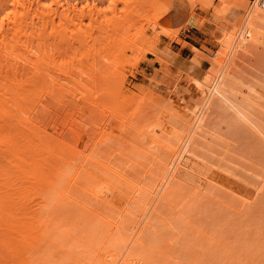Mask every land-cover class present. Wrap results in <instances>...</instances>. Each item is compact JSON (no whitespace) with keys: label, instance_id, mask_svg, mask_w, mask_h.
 <instances>
[{"label":"rangeland","instance_id":"1","mask_svg":"<svg viewBox=\"0 0 264 264\" xmlns=\"http://www.w3.org/2000/svg\"><path fill=\"white\" fill-rule=\"evenodd\" d=\"M242 1L248 6L253 0H183L173 29L168 32H163L161 23L156 20V0L141 2L131 11L130 0H100L97 8L101 10L99 20L103 21L98 29H94L96 24L87 13L86 18L77 19L81 22L76 20L78 23L74 24L73 20L69 27L68 55L71 58L74 51L95 43L101 48L98 56L90 55L91 63L95 62L96 66H90L89 73L98 87L104 89L102 100L108 112L95 109L88 99L87 105L90 110L94 108V112L89 109L87 112L86 104L87 108L82 105L83 110L79 112L78 103L81 106V100L86 98L71 90L65 95L70 102L65 101L64 107L61 105L62 112L56 109L59 105L51 106V118L55 121L48 118L50 121H45L44 126L49 130L54 126V134L62 127L57 135L68 126L78 128L73 121L75 113L69 110L74 112L77 107L75 111L84 118V113H88L84 120L78 114L74 117L76 123L78 119L82 124L87 120L89 125L79 123L82 126L80 147H85L71 170L75 171L88 158V172L80 175L82 186L72 188L71 196L78 202L66 198L56 208L55 221L60 230L53 228L51 235L64 250L51 247L33 264H103L99 252L108 253L107 259L112 254L115 259L118 253L127 252L129 248L143 256L145 264H264V11L257 15L256 25L247 30L249 34L240 51L243 59H238L236 66L227 63L233 68L224 85L229 100L213 97L201 128L192 130L185 166L177 170L167 195L156 197L147 215L140 244L134 245L133 240L124 248L134 222L151 199L150 193L173 160L167 147H152L150 138L156 133L172 147L177 145L183 132L190 130L187 121L202 96L189 78L196 76L202 80L219 70L221 64L217 60L223 54L224 48L220 49V45L224 38L232 34L239 37L243 9L237 5ZM60 2L70 7L74 3L80 8L86 5L85 0ZM80 27L87 32L79 35ZM154 38L158 43L153 50L162 59L147 53ZM163 59H169L168 63ZM188 69L192 75L186 72ZM173 86L177 87L174 91L170 89ZM75 94L77 99L72 97ZM51 101L50 104L56 103ZM72 102H76L73 107ZM89 115H96L97 120ZM128 121L142 128L153 122L161 129L150 132L147 137L150 141L142 140L126 127L132 124ZM90 123L94 124L92 128ZM85 125L91 130L84 129ZM68 133L75 134L73 128ZM101 133L107 138L98 146L96 137ZM123 133L134 144L119 140L118 135ZM71 136L74 140L75 135ZM85 136L93 138L83 140ZM93 147H96V159L116 151L110 155L111 166L123 170L129 181L102 167L92 156H86ZM71 176L65 179L66 184ZM102 181L111 187L107 203L93 196ZM133 182L140 184L138 190ZM110 221L117 226L113 227ZM107 261L109 263L105 264L111 263L110 259Z\"/></svg>","mask_w":264,"mask_h":264},{"label":"bare ground","instance_id":"2","mask_svg":"<svg viewBox=\"0 0 264 264\" xmlns=\"http://www.w3.org/2000/svg\"><path fill=\"white\" fill-rule=\"evenodd\" d=\"M86 1L87 0H85V3ZM182 1L183 0H156L154 6L156 10V20L161 23L163 32H168L173 29L172 26L178 17L177 12ZM66 2L63 4L60 0H0V264H33L36 258H42L44 252L51 247L64 250V247L59 246L51 235L53 228L59 229V224L55 221L57 213L56 208L62 203L61 201L66 198H69L72 202H78L71 196L72 188H74L73 186L75 185H77V187L82 186L79 178L82 173L88 172L86 165L87 161H89L88 158H85L79 164L78 168L71 172L74 163L78 159V154L84 151L82 148L85 146L80 147L79 140L82 138L81 127L87 124V120L82 124V120L80 121L78 118L80 122L77 120V124L76 118L74 119V117H76V114H82L79 113L83 108L82 105L85 106L86 104L88 107L85 106L87 112L90 110L87 105V101L89 100L93 103L95 109L98 108L100 111L108 112L107 106L103 102L104 89L98 87V83L91 79L89 73L90 66H96L95 62L91 63L90 55L93 54L98 56L102 52L101 48L95 43L92 46H85L79 52L74 51V55L71 58L68 55L70 51L69 27L72 25L71 23L73 20L75 22L87 13L90 21L96 24L94 29H98L99 25L102 24L103 19L102 21L99 20L101 17V10L99 9L100 7L97 8V3L100 2V0H98V2L92 0L91 2L93 3L88 0L86 5L82 4L81 8L77 7L78 5H75V3L70 7V4H65ZM113 2H111V6ZM130 2L133 5L129 9L131 11L136 8V6H139L141 2H146V0H130ZM246 5L243 1L237 5L244 10H242V18L240 16L241 19H239L241 21L238 34L239 37H234L233 34V36H227V34H229L227 33V38L224 36L225 38L222 42V46L220 45V49H224L221 50L223 51V54H221L222 56L217 60L221 64L219 70L209 75L207 74L201 80V78L196 79V76L191 78L190 75L192 74L189 73V69H192V66H187L189 69L186 72L190 74L188 75L190 77L189 81L194 83L195 90L201 94L202 100L198 103L194 113L189 116L190 119L187 123L190 130L182 133V137L177 145L172 147L167 146L163 142L161 136H157L156 133L153 134L161 129V126L157 123L151 122L152 124L149 123L144 128L138 127L136 124L129 121L128 122L132 124L126 125V127L129 126L127 128H129L130 131L137 133L142 140L149 137L150 132H153L152 134L154 136L150 138L153 144L152 147L156 145L167 147L173 156V160L168 166L165 175L160 178L156 189L154 188L150 193L151 199L147 204H144L140 217L134 222L133 229L125 240V249L128 248L133 240L134 245H138L137 243H139L140 239L142 240L145 230L144 223L153 207L156 197L160 195L161 198H164V196L167 195L169 183L174 178L177 170L185 166L193 136L192 130L194 128L197 130L201 128L203 121L208 115L207 108L212 103L213 97H218L226 101L229 100L224 85L229 76L228 74H230V70H233V68L227 63L230 64L231 62L236 66V64H238V59H243L240 55V51L244 47L245 36L247 37L249 34L247 30L251 25H256V21L258 20L257 15H261V12L264 11V0H253L250 5ZM150 15L153 16L152 14ZM80 20L77 21L79 22ZM77 21L74 24L78 23ZM104 21H106V19ZM154 22L151 24L153 25ZM225 23L227 22L225 21ZM79 26L81 25L79 24ZM225 27L224 29H226ZM234 30L236 36V29L234 28ZM77 32L79 35H82L85 34L87 30H83L80 27ZM157 43L158 41L155 39V41L150 44L151 47L147 53H151L162 59L160 55L153 50ZM193 48H195V46H193ZM163 55L164 54H162V56ZM165 57L163 58L165 59ZM168 60L169 59L166 61L164 60L166 64ZM166 64L165 67H169ZM162 67H164V65ZM179 75L178 77L180 79ZM176 88L177 87L174 86L173 88L170 87V89H173L172 91L176 90ZM69 90L79 94L80 96H78L82 99L86 98L81 100V106H79L78 103L77 107L80 108L77 110L79 112L75 111L77 107L74 112L69 110L70 113H75L73 121L76 123H74L75 126L78 125V128L66 126L69 129L73 128L75 134H71L73 136L75 135L73 137L74 140L71 138L70 132L68 133L69 129L67 131V128H65L66 130L63 129L67 132L63 131L61 134L57 135L61 132L60 130L62 127L59 128L57 134H54V126L52 130L44 126L45 121L48 122L51 119L53 123L55 121H53L54 118H51V106L56 108L57 104L59 106H57L56 109H60L61 111V107L63 105L65 106V103H67L65 101L70 100L69 97L65 96ZM72 97H76V94ZM75 99H77V97ZM51 100L56 101V103H53L55 106L49 103L52 102ZM72 103L74 105L71 106H75L76 102ZM66 108H69V106ZM93 109L90 111L92 112ZM65 110L63 111L65 112ZM87 114L88 113H84L85 118L82 115L83 120L87 118ZM82 116L80 115L78 117L82 119ZM90 117H92V115ZM95 117L97 116L95 115L92 118L96 119ZM101 117L103 116H100L102 120ZM48 118L51 119L49 120ZM92 118H90V120ZM101 120L100 122L102 123ZM60 123H62V121ZM79 123L82 124V126H79ZM92 123H90L92 125H90L91 128L95 124ZM63 124L65 123L63 122ZM103 124L105 123L103 122ZM87 125H89V122ZM56 126L57 125H55V128ZM86 127L85 125L84 129L88 128ZM103 127L104 126H102V128ZM84 131L85 130H83V132ZM88 135H90V133ZM103 135L104 134L101 133L99 137L97 136L98 139L96 137L95 143L97 145H103L105 138H107V136L104 137ZM119 135L118 139L123 141L124 144H134L131 138L130 140L127 135L126 137L124 136V133L121 136ZM68 136H70L69 139L67 138ZM85 137L83 140L93 138V136L89 138L88 136ZM146 140H149V138ZM83 142L85 143L86 141ZM109 153L112 154V152ZM115 153L116 151H113V154ZM111 154L105 158L96 159V147H93L92 150L87 152L86 156H92L102 167L114 172L119 178L129 181L123 170H117L111 166ZM70 175L72 176L66 184L65 179ZM133 183L136 186V190H138L140 184L136 182ZM110 190V185L102 181L93 192V196L99 201L107 203ZM89 212L96 214L92 209H89ZM110 223L113 227L117 226L113 221H110ZM125 251L126 250H123L121 253H118L115 259L112 258V254H109L111 257L107 259L108 253L104 254L102 252H99V257L103 260V264H105V262L109 263L107 261L109 259L111 262L110 264L146 263L143 256L136 254V251L133 252V248H129L127 252ZM78 261L82 262L83 260L78 258Z\"/></svg>","mask_w":264,"mask_h":264}]
</instances>
